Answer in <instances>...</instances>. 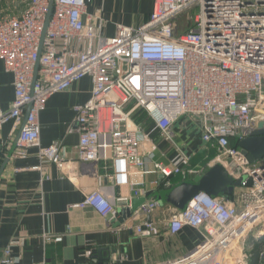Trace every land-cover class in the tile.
<instances>
[{
  "label": "built area",
  "instance_id": "2783aa9c",
  "mask_svg": "<svg viewBox=\"0 0 264 264\" xmlns=\"http://www.w3.org/2000/svg\"><path fill=\"white\" fill-rule=\"evenodd\" d=\"M90 2L25 0L19 14L0 13V61L14 86L11 107L0 105V130L9 123L19 128L15 157L27 158L35 149L41 162L37 170L46 174L56 167L66 174L71 162L63 142L42 145L40 116L51 97L90 78L91 98L75 107L69 131L79 136L78 161H111L108 179L132 193L115 203L95 193L79 207L92 206L115 220L116 205L122 206L131 210L129 222H139L133 227L139 235H158L148 217L163 206L151 200L133 212L132 201L141 191L131 178L159 174L162 180L153 184L170 187L173 176H203L220 164L239 184L235 198L201 192L183 210L170 207L165 223L170 237L192 228L204 239L184 258L164 264H248L256 244L247 248V238L255 232V241L264 242V163H250L240 142L264 122V0H154L144 24L118 25L112 37L104 33L102 13H88ZM142 113L185 167L154 161L158 147L137 121ZM187 122L200 136L197 151L186 152L174 131ZM195 153L204 154L207 164L189 167ZM42 239L60 244L64 235ZM14 244L4 250L0 264L21 263L12 253ZM259 264H264V250Z\"/></svg>",
  "mask_w": 264,
  "mask_h": 264
},
{
  "label": "crops",
  "instance_id": "0c3cea01",
  "mask_svg": "<svg viewBox=\"0 0 264 264\" xmlns=\"http://www.w3.org/2000/svg\"><path fill=\"white\" fill-rule=\"evenodd\" d=\"M19 1L2 0V4L8 7ZM153 6L154 0H91L88 13H102L106 20L104 33L112 37L118 25L138 27L144 24ZM92 87L91 79L85 78L69 91L54 95L40 116L42 145L47 147L56 141L63 142L71 162L66 174L56 167L48 168L46 174L37 170L41 162L36 157L35 149L29 151L27 158L15 157L19 128L9 123L0 130V257L16 241L12 253L21 257L20 264H164L184 258L201 244L204 237L192 228H186L177 236L168 235L165 223L167 212L172 206L166 203V198L174 188L192 183L194 176H173L170 187L153 184L162 180L159 174H138L131 178L132 182L139 184L140 198L146 197L147 201H151L158 196L164 201V204L161 202L163 208L152 216V221L160 230L158 235H139L133 228L139 222H129V216L117 226L123 212L122 206L116 205L119 216L115 220L102 216L92 206L79 207L88 196L95 193L112 203H115L116 197L132 193L130 187H118L108 179L113 173L111 161H78L79 136L69 131L75 126V107L88 102ZM13 100V76L6 72L0 61L2 109L8 110ZM140 115L139 120L155 137L158 152L154 161L185 167L179 152L156 137L158 130L147 115ZM174 131L179 135V143L183 147L187 145L186 152L199 149L201 139L192 122H187L185 127L182 123L177 124ZM187 142H191V145ZM205 164V155L195 153L189 167ZM148 168L153 170V162L149 163ZM70 174L74 176L69 177ZM98 195L92 200L96 201ZM125 223H128L127 227H124ZM44 234L64 235V241L60 244H45L42 239ZM259 262L260 255L255 258L253 251L248 264Z\"/></svg>",
  "mask_w": 264,
  "mask_h": 264
},
{
  "label": "water",
  "instance_id": "95a60500",
  "mask_svg": "<svg viewBox=\"0 0 264 264\" xmlns=\"http://www.w3.org/2000/svg\"><path fill=\"white\" fill-rule=\"evenodd\" d=\"M52 8L53 4L51 3L42 40L45 37L46 30L49 25ZM30 109L31 106L27 110L25 121L28 118ZM240 147L250 163H264V122H260L258 124V130L254 132L250 138H246L240 142ZM237 186H239V184L234 183V179L227 172V170L222 165L218 164L211 168L205 175L196 176L192 183H185L171 190L166 198V203L175 209L183 210L186 205L201 192H205L214 197H218L220 195H231L235 192V187ZM153 200L161 203V199H159L158 196L153 198ZM146 201V197L134 199L132 201V211H136ZM130 214L131 210L121 212L116 225L118 226L120 223H123L125 217L130 216ZM151 220L152 217H148V221L151 222Z\"/></svg>",
  "mask_w": 264,
  "mask_h": 264
},
{
  "label": "rangeland",
  "instance_id": "374dc122",
  "mask_svg": "<svg viewBox=\"0 0 264 264\" xmlns=\"http://www.w3.org/2000/svg\"><path fill=\"white\" fill-rule=\"evenodd\" d=\"M24 2H25V0L24 1L20 0L18 3H14L13 5L9 4L8 7H7L6 5L2 4V0H0V9H2V13H10V12H12L13 13L12 15H14V14L17 15V14H19V12L22 11V8L24 7ZM198 13H199V10L196 9L191 14L193 16H195ZM161 202L164 204L163 200H161ZM255 235H256V233L254 232L247 238L248 241H247L246 247L248 248L251 244L255 243L256 244L255 248L257 246L258 247L260 246L261 251H263L264 250V242L257 243V241H255V237H256ZM248 262H249V260H248Z\"/></svg>",
  "mask_w": 264,
  "mask_h": 264
},
{
  "label": "trees",
  "instance_id": "16d2710c",
  "mask_svg": "<svg viewBox=\"0 0 264 264\" xmlns=\"http://www.w3.org/2000/svg\"><path fill=\"white\" fill-rule=\"evenodd\" d=\"M145 113H142L141 115H140V117L142 116V115H144ZM140 119V118H139ZM139 119H137V121L139 122V123H142ZM144 124V123H143ZM234 144L236 145V146H238L239 144L238 143H236V142H234ZM235 196H236V194L235 193H233V194H231V195H228V197H230L231 199H233V198H235ZM260 253H261V248H260V246L258 247H256L255 249H254V256H255V258H258L259 257V255H260Z\"/></svg>",
  "mask_w": 264,
  "mask_h": 264
},
{
  "label": "bare ground",
  "instance_id": "6f19581e",
  "mask_svg": "<svg viewBox=\"0 0 264 264\" xmlns=\"http://www.w3.org/2000/svg\"><path fill=\"white\" fill-rule=\"evenodd\" d=\"M95 204H97V201L95 202ZM105 209V207L104 208H102V210H104Z\"/></svg>",
  "mask_w": 264,
  "mask_h": 264
}]
</instances>
